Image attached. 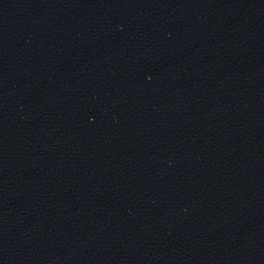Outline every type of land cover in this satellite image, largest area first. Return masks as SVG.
<instances>
[{
  "label": "water",
  "instance_id": "obj_1",
  "mask_svg": "<svg viewBox=\"0 0 264 264\" xmlns=\"http://www.w3.org/2000/svg\"><path fill=\"white\" fill-rule=\"evenodd\" d=\"M0 264H264V0H0Z\"/></svg>",
  "mask_w": 264,
  "mask_h": 264
}]
</instances>
